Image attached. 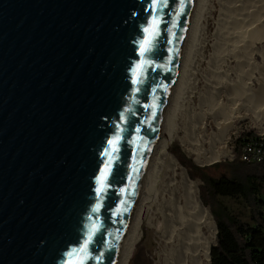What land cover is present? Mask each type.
<instances>
[{"label": "water", "instance_id": "1", "mask_svg": "<svg viewBox=\"0 0 264 264\" xmlns=\"http://www.w3.org/2000/svg\"><path fill=\"white\" fill-rule=\"evenodd\" d=\"M197 6L0 0V264H115Z\"/></svg>", "mask_w": 264, "mask_h": 264}, {"label": "rangeland", "instance_id": "2", "mask_svg": "<svg viewBox=\"0 0 264 264\" xmlns=\"http://www.w3.org/2000/svg\"><path fill=\"white\" fill-rule=\"evenodd\" d=\"M205 8L208 12L199 23L193 53L188 59L184 58L187 63L184 61L183 91L176 104L172 138L167 150L179 167H175L169 158L160 161L148 195L151 201H148L142 218L141 240L129 264H166L168 257L171 262L192 263L188 256L178 251L184 233L181 237H174L179 242H168L167 239L169 227L174 225L172 210L186 203L185 177L198 183L199 200L212 216L213 223L204 224L200 228V236L211 242V248L216 243V221L211 208L205 206L201 199L204 183L189 177L186 168L169 151L170 147L180 146L196 165L208 168L207 173L211 177L229 178L232 176L230 162L236 158L238 140L246 133L264 131L263 126L258 128V123H252L251 112L248 111V106L258 107L260 117H264V0H209ZM237 8H243V14ZM239 18L243 19L241 26L235 24ZM216 150L225 154L220 161L203 166L195 161V158H206L210 151ZM142 192L141 187L140 195ZM260 197L264 198V185ZM220 201L242 221L253 223L250 201L227 197L220 198ZM209 263L205 252L193 262Z\"/></svg>", "mask_w": 264, "mask_h": 264}, {"label": "bare ground", "instance_id": "3", "mask_svg": "<svg viewBox=\"0 0 264 264\" xmlns=\"http://www.w3.org/2000/svg\"><path fill=\"white\" fill-rule=\"evenodd\" d=\"M208 2L209 0H198V6H197L196 14L194 17V21H193L192 31H191L189 40L186 45V50H185V57L187 59L189 55L193 53L194 44H195V41L197 40L196 38L197 30L200 27L199 23H202V20L205 19L206 13L208 12L207 10H205L206 9L205 6H207ZM237 10L240 14H243L241 13L243 8H240V10L239 8H237ZM241 20L243 19L239 18L237 21H235L236 22L235 24L241 26L243 24ZM224 27L225 26H223V28ZM184 61L187 63L186 60ZM185 62H183L180 68L178 80L175 86V91L172 95L171 103L159 127L158 137H157L158 140L154 148L151 163L148 169L145 171L142 177V180H141L140 188L142 187L143 192L141 193L139 197L135 215L131 220V225L129 229L126 231L124 238L122 240L119 252L115 260V264H129L135 252L136 246L141 240L142 218H143V214L146 212V205H148V201H149L148 195L152 191V188H153L152 185L154 182L153 180L156 177L157 169H158L157 167L160 164V161H163L164 159L169 158L173 162L175 167H179L178 162L175 160L174 157L168 154L167 150H168V144L172 138L171 137L172 130H173L172 123L176 117V104L178 100L180 99L182 91H183L182 84H183V79H184V73L186 71ZM244 106L245 105H243V107ZM248 111L251 112L250 119L252 123L253 124L258 123L257 125L258 128H260V126L264 127V117H260L258 107L252 108L251 106H248ZM224 155L225 154L223 152H220V151L217 152V150L216 152L210 151L209 155L206 158H195V161L201 165L210 164V163L220 161L221 159L224 158ZM145 176H147L146 180H144ZM149 184L151 185V187ZM185 187L187 188V195L185 199L186 203H185V206L180 207V208L178 207L176 210H172L173 213L171 215V219L174 225L172 224L171 227H169L170 232L168 231L169 237L167 238L169 241L168 240L167 241L172 242L174 240V237L176 238L181 237L180 235L184 233V235H182L183 238L181 239L180 242L176 239L179 242L180 247H181V249L178 251H180L182 255H184L185 257L188 256L189 259L192 260V263L190 261L178 262L176 260H173L171 262L170 260L171 258L168 257L166 259L167 260L166 264H193L194 259L198 258L202 252H205V256L209 259V251H210L212 244L211 242L205 241L201 238L200 228L204 224H206L205 226H207L209 223H213L212 216H211L209 209L205 208L199 200L198 183L187 180L185 177ZM213 226L215 225L213 224ZM182 230H184V232Z\"/></svg>", "mask_w": 264, "mask_h": 264}, {"label": "trees", "instance_id": "4", "mask_svg": "<svg viewBox=\"0 0 264 264\" xmlns=\"http://www.w3.org/2000/svg\"><path fill=\"white\" fill-rule=\"evenodd\" d=\"M252 134L246 133L238 140L236 158L230 162L232 176L229 178H213L207 173L208 168L196 165L180 146L169 148L186 168L189 177L204 183L201 199L205 206L211 208L217 225V238L211 248L210 264H264V198L260 197L264 185V165L243 162L239 153L244 138ZM226 197L250 201L253 223H246L229 212L220 201V198Z\"/></svg>", "mask_w": 264, "mask_h": 264}, {"label": "built area", "instance_id": "5", "mask_svg": "<svg viewBox=\"0 0 264 264\" xmlns=\"http://www.w3.org/2000/svg\"><path fill=\"white\" fill-rule=\"evenodd\" d=\"M239 153L243 162L264 165V131L246 136Z\"/></svg>", "mask_w": 264, "mask_h": 264}, {"label": "snow or ice", "instance_id": "6", "mask_svg": "<svg viewBox=\"0 0 264 264\" xmlns=\"http://www.w3.org/2000/svg\"><path fill=\"white\" fill-rule=\"evenodd\" d=\"M145 31H147V29H145ZM94 211H95V209H94ZM70 255L75 257L76 253H70ZM75 264H84V262L82 260H80V261H76Z\"/></svg>", "mask_w": 264, "mask_h": 264}]
</instances>
